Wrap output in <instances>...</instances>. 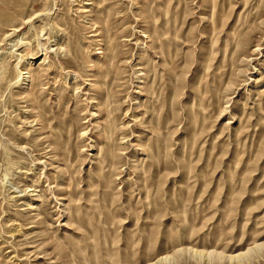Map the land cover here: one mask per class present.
I'll list each match as a JSON object with an SVG mask.
<instances>
[{
	"label": "rangeland",
	"instance_id": "374dc122",
	"mask_svg": "<svg viewBox=\"0 0 264 264\" xmlns=\"http://www.w3.org/2000/svg\"><path fill=\"white\" fill-rule=\"evenodd\" d=\"M0 264H264V0H0Z\"/></svg>",
	"mask_w": 264,
	"mask_h": 264
}]
</instances>
